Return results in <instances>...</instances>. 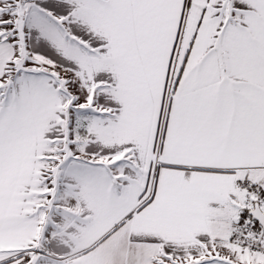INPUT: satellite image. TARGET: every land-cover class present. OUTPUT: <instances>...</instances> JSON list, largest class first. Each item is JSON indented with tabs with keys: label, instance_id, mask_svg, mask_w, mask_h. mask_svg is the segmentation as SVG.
<instances>
[{
	"label": "snow or ice",
	"instance_id": "obj_1",
	"mask_svg": "<svg viewBox=\"0 0 264 264\" xmlns=\"http://www.w3.org/2000/svg\"><path fill=\"white\" fill-rule=\"evenodd\" d=\"M0 264H264V0H0Z\"/></svg>",
	"mask_w": 264,
	"mask_h": 264
}]
</instances>
